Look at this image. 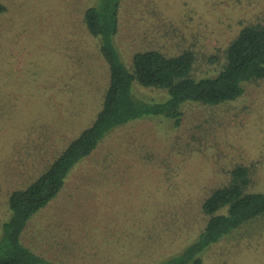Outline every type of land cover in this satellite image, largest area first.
<instances>
[{
    "label": "rangeland",
    "instance_id": "374dc122",
    "mask_svg": "<svg viewBox=\"0 0 264 264\" xmlns=\"http://www.w3.org/2000/svg\"><path fill=\"white\" fill-rule=\"evenodd\" d=\"M2 1L0 223L11 214L7 186H18L24 180L15 177L51 154L63 126L72 125L64 147L90 123L108 81L98 40L83 22L85 8L99 0ZM118 4L113 40L127 66L150 47L217 52L244 21L264 20V0ZM200 64L198 72L207 73L209 64ZM182 110L178 126L147 116L109 132L28 221L22 244L57 264H153L196 238L206 220L203 199L236 164L254 161L255 186L264 189V79L245 82L234 100L187 102ZM203 258L204 264H264V216L227 234Z\"/></svg>",
    "mask_w": 264,
    "mask_h": 264
},
{
    "label": "trees",
    "instance_id": "16d2710c",
    "mask_svg": "<svg viewBox=\"0 0 264 264\" xmlns=\"http://www.w3.org/2000/svg\"><path fill=\"white\" fill-rule=\"evenodd\" d=\"M118 5V0L105 4L99 0L84 10L85 28L98 40L107 64L102 103L90 123L36 178L9 193L11 214L0 223V264H57L23 245L21 235L32 216L63 187L69 170L114 128L147 116L167 117L178 126L184 103L219 105L241 96L245 82L264 79V20L244 21L217 52L202 54L188 46L169 53L150 47L136 51L127 66L113 40L118 31ZM6 10L0 0V13ZM202 61L211 67L205 74L198 72ZM255 173L254 161L232 167L228 181L213 187L203 199L206 220L196 238L153 264H204L203 254L210 246L244 223L264 216V189L255 186Z\"/></svg>",
    "mask_w": 264,
    "mask_h": 264
},
{
    "label": "crops",
    "instance_id": "0c3cea01",
    "mask_svg": "<svg viewBox=\"0 0 264 264\" xmlns=\"http://www.w3.org/2000/svg\"><path fill=\"white\" fill-rule=\"evenodd\" d=\"M67 125H69V124H67ZM67 125L62 127L61 132H63V133H60L58 135V140L59 141H58V145L57 146H59L62 143V147H63V144L69 139V136L66 135L65 131L68 130L69 129L68 127H70L72 125H69V126H67ZM57 146L54 147V149L51 151V154L46 156V159H43V160H40V161L34 163L32 165L33 170H29L28 171V169H25L24 170L25 172L20 177L17 176V177L14 178L15 180L16 179H23L24 181L19 180V181H21L20 184L18 186L12 187L11 189L7 186V188L5 190V194H6L7 199H8V195L11 192V190H13L15 188H18V187L22 186L23 184L27 183L28 181H30L36 173H39L45 167V165L49 161V158L51 157V155H54L52 153H57L62 148V147H57ZM55 151H57V152H55ZM26 174H27V176H25ZM7 207H8V203H7Z\"/></svg>",
    "mask_w": 264,
    "mask_h": 264
}]
</instances>
